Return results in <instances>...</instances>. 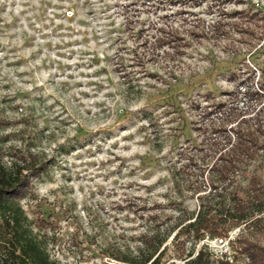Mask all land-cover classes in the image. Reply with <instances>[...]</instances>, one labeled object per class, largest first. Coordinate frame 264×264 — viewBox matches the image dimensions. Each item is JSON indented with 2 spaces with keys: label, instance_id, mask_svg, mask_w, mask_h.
Wrapping results in <instances>:
<instances>
[{
  "label": "rangeland",
  "instance_id": "1",
  "mask_svg": "<svg viewBox=\"0 0 264 264\" xmlns=\"http://www.w3.org/2000/svg\"><path fill=\"white\" fill-rule=\"evenodd\" d=\"M249 11L264 0H0V160L48 161L22 205L52 258L133 264L117 257L145 258L147 238L164 239L158 264L231 250L241 226L181 229L234 188L201 173L224 141L212 129L264 105V20Z\"/></svg>",
  "mask_w": 264,
  "mask_h": 264
},
{
  "label": "trees",
  "instance_id": "2",
  "mask_svg": "<svg viewBox=\"0 0 264 264\" xmlns=\"http://www.w3.org/2000/svg\"><path fill=\"white\" fill-rule=\"evenodd\" d=\"M258 15L249 11L247 15L242 14L245 18L242 21L264 20V13ZM218 24L222 28L230 24V30L234 27L245 35L255 32L239 22ZM225 30L223 33H228ZM239 93L234 92L233 95L239 96ZM217 106L220 110L225 107L222 102ZM226 113L227 122L235 125L229 129L227 124L212 129L214 134L222 135L224 141H214L216 146L221 145L216 151L219 155L207 169L202 167L201 173L208 170L207 176L215 189L234 186L231 196L229 199L219 198L209 209L200 210L181 231L192 232L196 239L205 238L208 234L210 237L228 238L233 227L241 226L240 231L228 240L231 245L228 252L215 253L203 245L195 253L191 252L183 264H264V169L260 172L248 169L251 161L257 160L260 152L264 151V105L251 117H244L241 110ZM47 169L48 161L31 153L23 154L22 160L12 165L0 160V264H61L51 257L48 235L33 230L34 225L42 229V223L30 220L22 205V200L33 191V180L41 177ZM240 172L244 174L245 183L236 179ZM147 240L154 247L145 258H117L133 264H158L159 255H156L164 239L157 243L154 238Z\"/></svg>",
  "mask_w": 264,
  "mask_h": 264
}]
</instances>
